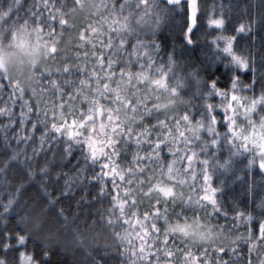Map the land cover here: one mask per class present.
<instances>
[{"label": "snow or ice", "instance_id": "snow-or-ice-1", "mask_svg": "<svg viewBox=\"0 0 264 264\" xmlns=\"http://www.w3.org/2000/svg\"><path fill=\"white\" fill-rule=\"evenodd\" d=\"M186 2L192 24L199 0ZM158 16L153 0H0V28L35 37L48 60L33 68L35 87L0 74V117L11 119L10 108L13 127L24 124L22 139L34 138L41 149L66 139L88 150L110 191L102 219L124 229L117 235L127 264H230L220 257L239 261L242 241L248 245L244 264H264V222L251 235L242 215L232 226L212 221L207 209L215 211L216 190L198 151L206 130L211 144L218 142L212 123L219 112L230 142L254 153L264 169V116L257 114L264 95L249 97L239 86L217 91L220 106L209 102L207 120L196 119L180 96L171 61L159 64L152 44L139 38ZM207 23L223 30L224 14L213 12ZM233 43L231 36H217L214 47L247 67L244 57L232 54ZM178 204L197 210L188 214ZM30 240L26 230H0V264H20L21 256L25 264H40Z\"/></svg>", "mask_w": 264, "mask_h": 264}, {"label": "trees", "instance_id": "trees-1", "mask_svg": "<svg viewBox=\"0 0 264 264\" xmlns=\"http://www.w3.org/2000/svg\"><path fill=\"white\" fill-rule=\"evenodd\" d=\"M153 3L158 19L139 38L152 44L159 64L171 61L170 72L180 83V96L196 119L207 120L205 105L209 102L220 106L217 91L239 86L249 97L264 95V0H199L200 12L191 42L186 40V0ZM213 12L224 14L223 30L208 25ZM240 25L245 30H240ZM17 33L18 29L6 33L0 28L1 47L6 48ZM224 35L234 38L232 54L244 57L247 67L241 68L217 53L215 39ZM47 64L46 56L36 65ZM0 74L5 75L1 70ZM37 76L32 69L20 82L35 87ZM213 80L215 88L208 86ZM9 113L11 119L0 117V230L19 233L23 229L30 233L29 250L40 264H127V257L119 253L121 237L117 235H122L124 229L102 219L107 215L110 191L104 187L97 161L76 141L59 139L51 148L44 144L41 149L34 138L22 139L24 124L13 127L16 114L10 108ZM217 121L212 123V131L217 133L214 138L218 142L211 144L212 132L206 130L204 142L198 146V151H203L200 159L208 161L210 184L216 190L215 211L211 207L207 211L214 223L229 226L233 225V217L239 222L242 215L249 234L255 235L264 222V174L254 153L230 142L227 123L219 112ZM180 207H186L188 214L197 210L190 205L178 204ZM247 247L246 242L239 244L245 258ZM208 251L213 255L211 248ZM244 257L239 261L230 255L220 259L244 264Z\"/></svg>", "mask_w": 264, "mask_h": 264}, {"label": "rangeland", "instance_id": "rangeland-1", "mask_svg": "<svg viewBox=\"0 0 264 264\" xmlns=\"http://www.w3.org/2000/svg\"><path fill=\"white\" fill-rule=\"evenodd\" d=\"M167 1L169 2V0ZM180 1L182 0H176L175 3H179ZM195 27L196 19L188 26L186 32V40L188 42V37ZM189 29H191L190 33L188 31ZM0 53H3V55H0V70L3 71L5 75L13 76L19 81H22L23 78H27V75L32 71L37 62L47 56V53L43 51L40 42L35 37L21 38L18 33L6 48L1 47L0 44ZM257 114L259 116H264V110L258 107ZM259 169L264 174V169L260 166ZM20 264H25L22 256Z\"/></svg>", "mask_w": 264, "mask_h": 264}]
</instances>
